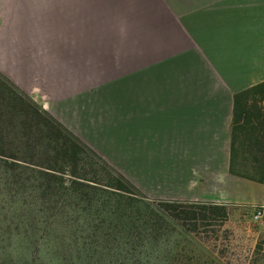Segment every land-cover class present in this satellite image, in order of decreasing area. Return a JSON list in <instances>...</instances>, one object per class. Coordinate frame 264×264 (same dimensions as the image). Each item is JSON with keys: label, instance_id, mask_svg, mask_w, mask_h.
I'll return each instance as SVG.
<instances>
[{"label": "crops", "instance_id": "obj_1", "mask_svg": "<svg viewBox=\"0 0 264 264\" xmlns=\"http://www.w3.org/2000/svg\"><path fill=\"white\" fill-rule=\"evenodd\" d=\"M0 72L46 109L102 91L168 200L264 217V184L230 173L234 97L264 82V0H0Z\"/></svg>", "mask_w": 264, "mask_h": 264}, {"label": "trees", "instance_id": "obj_2", "mask_svg": "<svg viewBox=\"0 0 264 264\" xmlns=\"http://www.w3.org/2000/svg\"><path fill=\"white\" fill-rule=\"evenodd\" d=\"M230 173L264 184V82L234 97ZM227 215L145 196L0 72V264H186L179 239Z\"/></svg>", "mask_w": 264, "mask_h": 264}, {"label": "rangeland", "instance_id": "obj_3", "mask_svg": "<svg viewBox=\"0 0 264 264\" xmlns=\"http://www.w3.org/2000/svg\"><path fill=\"white\" fill-rule=\"evenodd\" d=\"M23 91L45 108L40 94ZM90 91L85 90L60 102L48 101L45 109L71 132L79 135L87 146L97 150L94 151L136 185L145 196L154 200H168L172 191L166 178V168L150 170L146 167L152 164L157 167L159 163L156 161L142 164V157L148 154L135 151V145L128 144L129 137H118L113 133L110 127L111 115L107 111L109 105L97 103H106L108 98L101 91L98 97L102 100L98 101L97 94L94 96ZM92 100L96 103H92ZM95 107L100 111L94 113ZM239 188L241 192L242 187ZM222 194L227 196L224 200L228 199L226 190ZM232 199L236 200L227 203L226 218L221 216L199 223L195 232L178 237L187 250L186 264H264V217L254 220L258 207L237 202L240 201L238 197ZM175 239L176 234L171 240L172 244H175Z\"/></svg>", "mask_w": 264, "mask_h": 264}, {"label": "built area", "instance_id": "obj_4", "mask_svg": "<svg viewBox=\"0 0 264 264\" xmlns=\"http://www.w3.org/2000/svg\"><path fill=\"white\" fill-rule=\"evenodd\" d=\"M262 217H263L262 210L257 209L256 212L254 213V216H253L254 220L258 221V220L262 219Z\"/></svg>", "mask_w": 264, "mask_h": 264}]
</instances>
